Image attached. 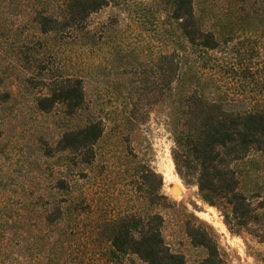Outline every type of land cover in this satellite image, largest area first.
I'll return each instance as SVG.
<instances>
[{
  "label": "trees",
  "instance_id": "trees-1",
  "mask_svg": "<svg viewBox=\"0 0 264 264\" xmlns=\"http://www.w3.org/2000/svg\"><path fill=\"white\" fill-rule=\"evenodd\" d=\"M121 1L127 2L6 0L34 27L36 52L51 53L54 62L62 59V44L92 37L86 29L89 13ZM161 1V8L150 11L149 22L160 31L161 50L154 66L160 76L165 122L174 141L176 170L185 177L195 168L201 198L211 204L226 199L234 216L250 210V197L261 196L264 206V189L256 180L247 182L251 173L246 164L252 154L264 155V0ZM127 4L138 18H145V4L133 5L129 0ZM52 38L58 41L47 43ZM39 58L34 57L37 66ZM57 70L56 65L49 91L36 96L35 108L49 112L58 105L73 121L84 97L83 75L79 69ZM235 100L247 105L242 109L224 106ZM121 121L115 124L134 122ZM104 130L101 119L73 122L54 148L46 146L43 155L67 151L66 168L75 177L74 166L91 164ZM149 173L159 174L153 166ZM78 180L61 175L54 184L37 183L35 197L0 200V264H83L85 257L102 264H186L184 255L164 242L158 211L120 212L86 229ZM59 191L67 195L58 196ZM195 242L208 248L204 264H221L207 231Z\"/></svg>",
  "mask_w": 264,
  "mask_h": 264
},
{
  "label": "rangeland",
  "instance_id": "rangeland-1",
  "mask_svg": "<svg viewBox=\"0 0 264 264\" xmlns=\"http://www.w3.org/2000/svg\"><path fill=\"white\" fill-rule=\"evenodd\" d=\"M129 1L146 5L142 18L147 21L136 16L128 0L110 2L87 16L86 29L92 37L81 43L62 44V59L55 62L51 53L34 49V27L29 19L17 15V8L6 0L1 2L0 200L35 197L37 183L54 184L61 175L72 181L77 176L86 229L120 212L145 215L154 210L162 215L164 242L171 250L181 252L186 264H204L208 248L195 242L202 238L203 230L216 245L221 264H264L262 197H250V210L234 216L226 199L211 204L201 198L195 168L185 177L176 170L174 141L165 122L160 76L154 66L161 50L160 31L153 30L149 22L153 18L150 11L163 3ZM50 40L58 41L52 38L47 43ZM34 57H40V65L35 64ZM56 65L60 73L79 69L83 75L84 97L73 121L58 105L49 112L35 108L36 96L49 91ZM246 105L241 100L224 104L230 109ZM86 117L101 119L105 130L95 145L91 164L74 166V177L66 168L67 151L43 153L48 145L54 148L65 127ZM122 118L134 122L116 125ZM246 164L251 173L247 182L256 180L264 189V155L252 154ZM149 166L160 176L151 175ZM57 195L67 194L59 191ZM83 264L102 262L85 257Z\"/></svg>",
  "mask_w": 264,
  "mask_h": 264
},
{
  "label": "water",
  "instance_id": "water-1",
  "mask_svg": "<svg viewBox=\"0 0 264 264\" xmlns=\"http://www.w3.org/2000/svg\"><path fill=\"white\" fill-rule=\"evenodd\" d=\"M176 191H179V189L177 187H175Z\"/></svg>",
  "mask_w": 264,
  "mask_h": 264
}]
</instances>
